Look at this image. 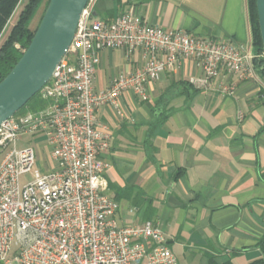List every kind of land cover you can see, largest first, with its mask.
<instances>
[{
	"label": "crops",
	"instance_id": "crops-1",
	"mask_svg": "<svg viewBox=\"0 0 264 264\" xmlns=\"http://www.w3.org/2000/svg\"><path fill=\"white\" fill-rule=\"evenodd\" d=\"M127 13L254 53L248 0H96L93 18ZM143 65L139 50L104 51L94 87ZM200 76L183 61L148 85V101L126 92L122 115L98 112L113 135L102 157L105 194L118 203L119 226L159 227L178 264H256L264 259V81L257 73L227 97L191 87Z\"/></svg>",
	"mask_w": 264,
	"mask_h": 264
},
{
	"label": "built area",
	"instance_id": "built-area-1",
	"mask_svg": "<svg viewBox=\"0 0 264 264\" xmlns=\"http://www.w3.org/2000/svg\"><path fill=\"white\" fill-rule=\"evenodd\" d=\"M95 2L89 1L70 48L39 93L45 107L0 126V264H178L159 227L119 226L118 203L105 194L102 158L113 135L98 112L111 106L122 115L126 92L148 101V85L183 61L201 71L190 80L195 89L227 97L257 74L256 56L242 44L164 30L130 13L94 20ZM108 50H139L144 65L96 91L100 54ZM27 138L52 148L50 173L35 170ZM24 176L30 179L22 186Z\"/></svg>",
	"mask_w": 264,
	"mask_h": 264
},
{
	"label": "water",
	"instance_id": "water-1",
	"mask_svg": "<svg viewBox=\"0 0 264 264\" xmlns=\"http://www.w3.org/2000/svg\"><path fill=\"white\" fill-rule=\"evenodd\" d=\"M89 1H50L29 47L0 83V126L50 82L73 42ZM256 8L264 56V0H256Z\"/></svg>",
	"mask_w": 264,
	"mask_h": 264
},
{
	"label": "trees",
	"instance_id": "trees-1",
	"mask_svg": "<svg viewBox=\"0 0 264 264\" xmlns=\"http://www.w3.org/2000/svg\"><path fill=\"white\" fill-rule=\"evenodd\" d=\"M43 1L44 0H29L28 4L19 15L18 21L14 24L6 40L0 46V83L8 76L20 60L22 53L29 47L51 0H46V5L42 11L39 23L35 29H32L30 26L31 22ZM21 2L22 0H0V38L5 32L10 20ZM248 9L253 34V50L256 56L254 59V66L257 73L264 81V56L258 25L256 0H248ZM189 85L192 87L191 84ZM38 96L39 94L36 95L29 103L34 101ZM38 107L37 111L43 109L45 107V103H41ZM261 250L264 255V239L261 242ZM256 264H264V259Z\"/></svg>",
	"mask_w": 264,
	"mask_h": 264
},
{
	"label": "rangeland",
	"instance_id": "rangeland-1",
	"mask_svg": "<svg viewBox=\"0 0 264 264\" xmlns=\"http://www.w3.org/2000/svg\"><path fill=\"white\" fill-rule=\"evenodd\" d=\"M29 0H22L21 4L19 5L18 9L16 10L15 14L13 15L12 19L10 20L5 32L0 38V46L3 44V42L6 40L10 30L14 26V24L18 21L19 15L25 8V6L28 4ZM46 5V0H44L33 18L31 22V28L35 29L36 26L39 23V19L42 15V11L44 10ZM23 51V50H22ZM44 103L41 101L40 97L38 96L34 101L29 103L26 107H24L20 112H18L15 115V118H19L28 112H36L39 108L38 106ZM24 143H29V146H32L35 149L36 152V166L35 170H38L41 174H48L51 172L52 168H56V165L51 160V150L52 148L46 144V141L44 140H36V141H23ZM23 145V144H22ZM5 153L0 152V162L3 159ZM30 179L29 176H24L21 178V185L24 186L25 183Z\"/></svg>",
	"mask_w": 264,
	"mask_h": 264
}]
</instances>
